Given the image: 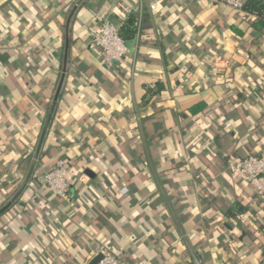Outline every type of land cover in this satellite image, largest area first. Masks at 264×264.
Listing matches in <instances>:
<instances>
[{
    "label": "crops",
    "instance_id": "1",
    "mask_svg": "<svg viewBox=\"0 0 264 264\" xmlns=\"http://www.w3.org/2000/svg\"><path fill=\"white\" fill-rule=\"evenodd\" d=\"M154 1L0 0V264H91L99 244L121 264H259L264 200L228 159L264 155V33L236 40L216 0ZM131 14L108 68L91 36ZM63 157L60 198L38 181Z\"/></svg>",
    "mask_w": 264,
    "mask_h": 264
},
{
    "label": "built area",
    "instance_id": "2",
    "mask_svg": "<svg viewBox=\"0 0 264 264\" xmlns=\"http://www.w3.org/2000/svg\"><path fill=\"white\" fill-rule=\"evenodd\" d=\"M168 0H155L151 9L156 11L161 3ZM233 10L242 8V0H216ZM4 41V34L0 31V46ZM91 44L101 51L104 63L108 68L123 67L130 51L126 41L120 34L117 25L110 22L101 23L91 36ZM2 152L0 149V156ZM72 164L69 160H60L54 167L39 176L40 184L47 188L55 197L65 198L70 192L69 174ZM230 173L244 183L251 185L259 198L264 197V155H250L245 158L230 156L228 159ZM101 256L98 264H121L118 256L105 245L99 244L94 250L93 257Z\"/></svg>",
    "mask_w": 264,
    "mask_h": 264
},
{
    "label": "trees",
    "instance_id": "3",
    "mask_svg": "<svg viewBox=\"0 0 264 264\" xmlns=\"http://www.w3.org/2000/svg\"><path fill=\"white\" fill-rule=\"evenodd\" d=\"M242 2H243L242 8L238 11L240 15V20L238 21V23L231 25L229 27V30L232 32L233 37L238 41H242L249 36L252 37V39H255L257 35L264 33V0H242ZM118 27L120 29V34L122 38L125 41H127L138 35L139 22L137 17L131 14L123 21L122 26L121 27L118 26ZM250 57H253V55L250 54ZM163 90H164V86L162 84H157L155 88L146 87V95L143 100L144 106H147L149 103H151L153 98L158 97ZM203 108L204 106H197L196 108H193L192 109L193 115L199 114L200 111L203 110ZM241 158H245V157H241ZM60 160H68V158L63 157L58 159L56 162ZM262 200H264V197ZM260 205L261 204H259V208ZM235 207L237 208V213L240 214H242L246 209L240 203H236ZM227 215L233 218L237 216L234 215L233 210L231 209L228 211ZM259 231L264 232V225H262L259 228ZM252 242L256 255H259L260 253L261 259L258 258L259 264H264V243H262L258 239V237H255ZM242 261L243 260H241V262Z\"/></svg>",
    "mask_w": 264,
    "mask_h": 264
},
{
    "label": "water",
    "instance_id": "4",
    "mask_svg": "<svg viewBox=\"0 0 264 264\" xmlns=\"http://www.w3.org/2000/svg\"><path fill=\"white\" fill-rule=\"evenodd\" d=\"M76 9H77V8L75 7L74 12L76 11ZM62 83H63V79H62V82H61V86H62ZM61 86H60V87H61ZM57 97H58V96H57ZM56 99H57V98H56ZM54 106H55V103H54L53 107H54ZM38 157H39V151H37V153H36V155H35V157H34V159H33L32 167H31L30 173H29V175H28V178H27V180H26L24 186H26V185L28 184V182H29V180H30V178H31V176H32V173H33V171H34V167H35V164H36V162H37V160H38ZM6 209H7V207L4 208V209H2V210L0 211V214L3 213ZM100 260H101V256H97V257H95V258L93 259V261L91 262V264H98V263L100 262Z\"/></svg>",
    "mask_w": 264,
    "mask_h": 264
}]
</instances>
